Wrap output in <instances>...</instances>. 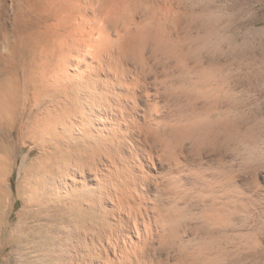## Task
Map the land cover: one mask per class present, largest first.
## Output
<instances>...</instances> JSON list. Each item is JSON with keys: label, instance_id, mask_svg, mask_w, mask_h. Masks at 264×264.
Returning a JSON list of instances; mask_svg holds the SVG:
<instances>
[{"label": "bare ground", "instance_id": "bare-ground-1", "mask_svg": "<svg viewBox=\"0 0 264 264\" xmlns=\"http://www.w3.org/2000/svg\"><path fill=\"white\" fill-rule=\"evenodd\" d=\"M11 1V27L0 10V183L19 145L13 134L27 129L39 149L28 188L47 194L45 206L61 202L72 221L85 211L88 227L68 221L85 237L83 248H92V264L226 260L216 241L243 235L220 214L227 190L239 186L226 151L242 126L233 133L225 119L208 121L211 112L228 111L213 99L229 90L223 79L190 64L182 49L166 50L173 37L165 43L139 21L131 26L135 0ZM168 1L155 0L156 11H174ZM198 86L202 100L173 114L169 103ZM74 132L83 137L77 153ZM245 251L237 254L249 258Z\"/></svg>", "mask_w": 264, "mask_h": 264}, {"label": "rangeland", "instance_id": "rangeland-1", "mask_svg": "<svg viewBox=\"0 0 264 264\" xmlns=\"http://www.w3.org/2000/svg\"><path fill=\"white\" fill-rule=\"evenodd\" d=\"M173 1L176 11L167 12L169 9H165L160 13L156 11L155 0H135L128 10L132 13L130 18H134L131 26L139 21L144 33L147 31L150 37L163 35L165 43L169 41L167 37H173L175 44L169 42L166 50L182 49L190 64H196L204 72L209 70L208 73L215 74L219 81L223 79L228 87L225 94L221 92L220 96L219 92L213 96L217 103L225 102L228 111L220 114L215 110L217 113L211 112L208 121L215 124L225 119L229 127L234 128L233 133L237 124L242 126L241 135L230 136L226 151V165L232 170L231 176L236 174L238 192L234 187L227 190L224 211L221 210L220 214L224 213L222 220L229 229L240 227L243 235L239 242L238 238L216 241L218 250L227 255L220 264H264V0ZM166 2L169 4L168 0ZM2 6L5 8V24L9 28L13 22L12 1L0 0V10ZM146 7L150 8L147 13L143 11ZM152 13L154 22L149 23ZM196 89H182L179 104L168 105L173 106L171 112L177 115L183 105L199 103L203 90L199 86ZM189 93L191 98L187 96ZM24 133L22 136L21 132L13 134L18 137L19 145L9 164L10 176L0 183V264H92L95 258L92 248H83L85 237L70 230L72 216L66 206L61 202L59 207L51 206L53 203L45 206L47 194L41 188L33 191L28 188L27 170L31 168V162L38 163L39 149L31 140V131L24 129ZM74 139L78 145L70 148L77 153L82 148L83 137L80 132H74ZM238 146L240 150L237 152ZM15 157L18 159L13 162ZM79 199L78 196L75 201ZM87 211L94 213L92 209ZM84 214L85 211L78 214L71 224L76 222L78 226L88 227L90 219ZM237 249L252 254L247 258L246 254L238 255Z\"/></svg>", "mask_w": 264, "mask_h": 264}]
</instances>
